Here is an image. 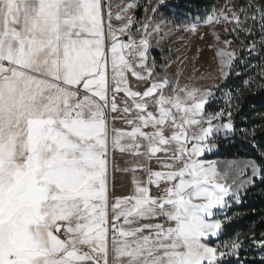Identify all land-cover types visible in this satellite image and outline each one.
Segmentation results:
<instances>
[{"label": "snow or ice", "instance_id": "1", "mask_svg": "<svg viewBox=\"0 0 264 264\" xmlns=\"http://www.w3.org/2000/svg\"><path fill=\"white\" fill-rule=\"evenodd\" d=\"M165 3L151 6L137 38L135 0L115 12L111 0H0V264L239 257L241 242L213 243L230 221L216 217L229 206L226 197L240 202L241 189L264 182V163L233 161L222 170L204 158L221 134L237 131L230 109L239 95L228 90L227 110L209 113L212 89L180 86V74L168 73L175 61L150 54L155 48L163 57L160 45L181 27L197 30L157 19ZM249 7L251 15L240 10L243 21L221 10L205 23L233 22V31L251 35L247 21H258L264 45V8ZM216 55L226 80L235 50ZM117 153L130 158L127 166ZM116 172L131 175L130 195L113 196Z\"/></svg>", "mask_w": 264, "mask_h": 264}, {"label": "trees", "instance_id": "2", "mask_svg": "<svg viewBox=\"0 0 264 264\" xmlns=\"http://www.w3.org/2000/svg\"><path fill=\"white\" fill-rule=\"evenodd\" d=\"M252 5L264 8V0H255ZM219 8L218 0H167L161 11L183 26L203 21ZM246 26L252 29V34L236 29V39L229 45L236 57L212 101H218L228 90L239 95L238 101H232L230 110L236 129H245L247 135L236 132L233 139L219 142L212 158L249 159L261 164L264 163V45L260 41L258 21L248 20ZM252 43L256 44V50L250 53L248 46ZM237 103L239 107L235 106ZM227 105L228 102L224 106ZM118 157L121 158L120 154ZM226 215L230 221L224 225L220 239L242 243L239 257H230L228 264H264L261 260L264 248L257 243L264 241V182L255 180L245 190L240 204L229 208Z\"/></svg>", "mask_w": 264, "mask_h": 264}, {"label": "rangeland", "instance_id": "3", "mask_svg": "<svg viewBox=\"0 0 264 264\" xmlns=\"http://www.w3.org/2000/svg\"><path fill=\"white\" fill-rule=\"evenodd\" d=\"M167 1V0H166ZM255 0H218L220 2L219 10L215 11L216 13L223 10L225 13L231 15L232 12L237 13L241 16V20L243 19L244 14L241 13V9H245L248 11V14H252V9L249 7ZM132 2V0H111L113 11L118 10V6H122L126 3ZM137 3V8L132 10V15L134 18L133 30L132 34L139 38V32L137 31L144 21L148 19V16H151L152 13L150 11L151 6L156 5L158 0H135ZM162 7V6H161ZM145 8H148L149 11L146 13ZM229 9L231 11H229ZM164 15L161 11V8L158 10V14L156 16L159 19L160 15ZM165 16V15H164ZM115 24H119L118 21H113ZM197 30L195 32L185 30L181 27L180 30L174 31L172 35H170L166 41V43H162L160 45L161 48L164 49L163 57L161 53L155 48L151 50L150 54L155 56L158 63H163L165 59L175 61L168 68V73L171 76H175L177 73L179 76L180 86L184 84H190L202 89L211 88L214 94L216 93L219 85L225 81L219 73V57H217L216 52L220 48L229 49V45H225V40H230L231 43L235 41L237 36V31H233L234 23L228 21H221L220 23L207 24L205 20L196 22ZM168 27H172V24H169ZM216 37H219L217 39ZM122 39H127V37H122ZM171 49V51H168ZM231 69V68H230ZM230 69L228 71L230 72ZM135 84V81H133ZM214 85H218V87H214ZM138 88L143 90L145 87L144 83H139L136 85ZM213 98V97H212ZM212 98H210V102L206 105V111L209 113L219 112L221 109H226L225 103L228 102V98L226 95H221L218 98V101L213 102ZM149 110H153L150 107ZM233 121V120H232ZM234 123V122H233ZM116 126L127 128V125L122 124L121 122H117ZM237 133H247L245 129H239L236 131ZM225 140L223 134L220 135L219 139L216 140V143ZM218 151V148L214 150V153H207L204 158L212 159L218 162L219 167L223 170L226 169L227 165L230 162H240L249 159H214L212 156ZM117 153V163L120 167H125L126 161L130 159L127 156L118 157ZM253 161V160H252ZM153 168H157L155 161L152 164ZM247 175H251L249 171ZM236 179H242L243 177H235ZM259 179V178H257ZM256 179V180H257ZM253 184L247 185L244 189L240 190V202L242 195L245 190L252 186ZM120 188H124L125 196L130 195L132 192V184H131V175L130 174H122L120 172L115 173V182L113 189V196L120 197L117 193ZM118 194V195H117ZM117 195V196H116ZM226 200L229 201V206L223 210L224 215L217 216L216 218L223 219L224 216H227L229 208L233 206H238L240 202H236L232 200V198L226 197ZM226 224V223H225ZM224 231V230H223ZM223 234V233H222ZM222 236V235H221ZM221 238V237H220ZM219 240L213 239L215 244H221L224 242H230L227 240Z\"/></svg>", "mask_w": 264, "mask_h": 264}, {"label": "crops", "instance_id": "4", "mask_svg": "<svg viewBox=\"0 0 264 264\" xmlns=\"http://www.w3.org/2000/svg\"><path fill=\"white\" fill-rule=\"evenodd\" d=\"M120 196H125V194L124 193H127V192H125V189L124 188H120V190L117 192ZM117 194V195H118ZM129 194H131V193H129ZM116 195V196H117Z\"/></svg>", "mask_w": 264, "mask_h": 264}, {"label": "water", "instance_id": "5", "mask_svg": "<svg viewBox=\"0 0 264 264\" xmlns=\"http://www.w3.org/2000/svg\"><path fill=\"white\" fill-rule=\"evenodd\" d=\"M235 136H236V132H235V133H230V134L228 135V138H225V139H226V140H231V139H233Z\"/></svg>", "mask_w": 264, "mask_h": 264}]
</instances>
